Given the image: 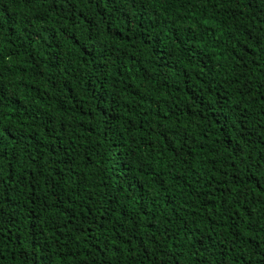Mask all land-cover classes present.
Masks as SVG:
<instances>
[{"label": "trees", "instance_id": "trees-1", "mask_svg": "<svg viewBox=\"0 0 264 264\" xmlns=\"http://www.w3.org/2000/svg\"><path fill=\"white\" fill-rule=\"evenodd\" d=\"M264 0H0V264H264Z\"/></svg>", "mask_w": 264, "mask_h": 264}, {"label": "snow or ice", "instance_id": "snow-or-ice-1", "mask_svg": "<svg viewBox=\"0 0 264 264\" xmlns=\"http://www.w3.org/2000/svg\"><path fill=\"white\" fill-rule=\"evenodd\" d=\"M261 191H264V188H261Z\"/></svg>", "mask_w": 264, "mask_h": 264}]
</instances>
